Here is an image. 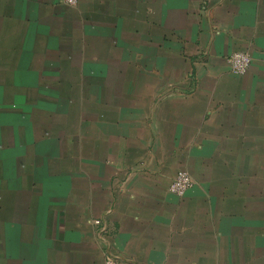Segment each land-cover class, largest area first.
Segmentation results:
<instances>
[{
  "label": "crops",
  "instance_id": "obj_1",
  "mask_svg": "<svg viewBox=\"0 0 264 264\" xmlns=\"http://www.w3.org/2000/svg\"><path fill=\"white\" fill-rule=\"evenodd\" d=\"M259 157L264 0H0V264H264Z\"/></svg>",
  "mask_w": 264,
  "mask_h": 264
},
{
  "label": "built area",
  "instance_id": "obj_2",
  "mask_svg": "<svg viewBox=\"0 0 264 264\" xmlns=\"http://www.w3.org/2000/svg\"><path fill=\"white\" fill-rule=\"evenodd\" d=\"M65 4L70 6H76L79 3V0H62ZM228 64L230 66L231 71L239 76H242L247 73L249 70L252 57L248 52H234L232 53L228 59ZM194 180L191 175L184 170H180L177 172L175 178L172 180L169 190L176 194L177 196H184L193 186ZM96 223H100V221H96ZM105 264H119L118 261L112 257L107 256L105 260Z\"/></svg>",
  "mask_w": 264,
  "mask_h": 264
},
{
  "label": "rangeland",
  "instance_id": "obj_3",
  "mask_svg": "<svg viewBox=\"0 0 264 264\" xmlns=\"http://www.w3.org/2000/svg\"><path fill=\"white\" fill-rule=\"evenodd\" d=\"M262 159H264V157H262V158L259 157V158H258V163H259V165H264V164H263L264 162L261 161Z\"/></svg>",
  "mask_w": 264,
  "mask_h": 264
}]
</instances>
